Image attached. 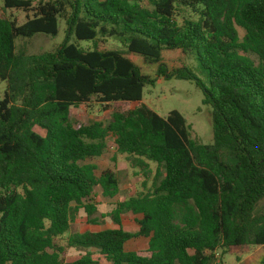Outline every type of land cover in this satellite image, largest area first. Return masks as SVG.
Wrapping results in <instances>:
<instances>
[{
	"label": "trees",
	"instance_id": "obj_1",
	"mask_svg": "<svg viewBox=\"0 0 264 264\" xmlns=\"http://www.w3.org/2000/svg\"><path fill=\"white\" fill-rule=\"evenodd\" d=\"M3 7L27 21L0 17V264H223L232 247L264 246V0H4ZM62 18L67 36L56 51L17 49V38L56 36ZM111 39L125 50L99 47ZM166 55L179 67L168 69ZM135 56L157 64L159 78L203 91L212 144L194 140L178 111L161 117L142 103L154 80ZM192 59L207 83L187 66ZM125 103L137 106L123 110ZM91 104L108 119L74 123L72 109ZM109 136L146 181L156 166L152 184L117 204V228L69 237L67 247L92 250L69 260L59 240L81 210L98 225L96 188L104 198L119 194L117 174H98L90 162ZM126 212L139 217L135 233L122 226ZM137 238L146 248L126 250Z\"/></svg>",
	"mask_w": 264,
	"mask_h": 264
},
{
	"label": "rangeland",
	"instance_id": "obj_2",
	"mask_svg": "<svg viewBox=\"0 0 264 264\" xmlns=\"http://www.w3.org/2000/svg\"><path fill=\"white\" fill-rule=\"evenodd\" d=\"M39 0H35L38 3ZM4 0H0V17H12L16 19L18 25H23L26 19V13L18 10L4 9ZM182 16H180L181 19ZM240 36L243 37L244 31L239 29ZM67 36L66 19L59 20V31L56 36L46 34H37L32 38H17V49L25 45L27 54L39 55L45 52L56 51L65 41ZM71 43H76L84 49H91L92 42L78 41L74 36L71 37ZM99 47L106 50L124 51L125 48L114 40L99 44ZM174 55H166L168 69L179 67L174 62ZM134 61L140 68L143 75L154 80L153 84L146 85L143 91L142 103L155 111L161 117H167L171 111H178L186 119L191 127L192 137L200 144H212L214 140L212 112L213 109L209 105L203 104V91L196 86L193 81L179 80L176 78L165 79L157 76V64H147L144 60L135 56ZM187 66L205 83L206 76L198 67L197 63L192 59L187 61ZM6 83L0 81V100L4 97ZM137 105L134 103H125L123 110L133 109ZM109 112H103L99 106L91 104L80 108L72 109V118L74 123L87 124L92 121H106ZM108 148L105 153L97 159L90 161L98 168L99 174L105 170H112L117 174L119 180V194L114 198H104L100 188H96L94 194V203L97 205L98 212L93 216L97 219L98 225L88 224L87 216L83 210L79 211L74 223L68 234L59 240V243L67 247L68 238L75 233H83L85 231H102L107 229H115L117 225L112 218V212L116 209L117 204L134 197L143 191V183L146 181L143 174L139 170L134 169L127 161L125 155L118 154L115 149L114 137L109 136L107 140ZM153 171L151 180L146 181L147 187L152 184L156 166L151 164ZM123 228L131 233L138 230L137 217L131 213H123L121 216ZM147 239L137 238L126 244V250H144L146 248ZM92 251L89 249H77L67 247V259L72 260L79 255ZM94 256L98 257V253L94 252ZM264 256V246H245L232 247L228 253L221 257L223 264H260Z\"/></svg>",
	"mask_w": 264,
	"mask_h": 264
},
{
	"label": "crops",
	"instance_id": "obj_3",
	"mask_svg": "<svg viewBox=\"0 0 264 264\" xmlns=\"http://www.w3.org/2000/svg\"><path fill=\"white\" fill-rule=\"evenodd\" d=\"M137 219H139V217H137ZM97 232V231H96Z\"/></svg>",
	"mask_w": 264,
	"mask_h": 264
}]
</instances>
